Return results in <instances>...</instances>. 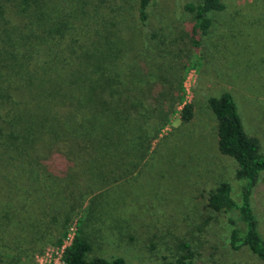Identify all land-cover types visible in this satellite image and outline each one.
Masks as SVG:
<instances>
[{
	"label": "trees",
	"instance_id": "16d2710c",
	"mask_svg": "<svg viewBox=\"0 0 264 264\" xmlns=\"http://www.w3.org/2000/svg\"><path fill=\"white\" fill-rule=\"evenodd\" d=\"M155 2L0 0V264H35L43 245L63 241L71 215L58 211L59 217L51 213L46 220L45 203L58 206V185L73 184L81 162L106 183L110 178L98 169L108 164L117 170L111 182L118 181L141 166L174 115L182 123L193 120L185 76L206 58L224 25L220 16L233 3L186 0L184 27L170 21L156 28ZM228 16L242 31L257 33L258 18L251 13L236 7ZM234 34V43L241 44ZM208 105L219 151L236 160V178L246 180L240 202L231 183L222 181L209 191L208 206L237 211L228 219L231 247L247 246L264 260V237L251 204L264 171L260 138L245 131L233 92L209 96ZM47 221V233L38 235ZM85 225L79 219L65 264H126L122 256L89 257ZM180 249L181 256L163 264H199L187 243Z\"/></svg>",
	"mask_w": 264,
	"mask_h": 264
},
{
	"label": "rangeland",
	"instance_id": "374dc122",
	"mask_svg": "<svg viewBox=\"0 0 264 264\" xmlns=\"http://www.w3.org/2000/svg\"><path fill=\"white\" fill-rule=\"evenodd\" d=\"M185 1L156 0L152 25L160 28L172 21L176 27H184L186 15L181 12ZM227 1L233 3L228 13L239 7L243 14L249 12L258 18L257 33L251 28L242 31L238 22L228 20V13L220 16L224 25L217 28L216 45L211 44L206 58L185 76L187 100L195 106L193 120L182 123L180 114L174 115L154 139L145 161L125 178L111 182L117 170L107 164L98 169L110 178L106 183L97 177V171L88 172L80 161L73 171V184L61 182L57 187L58 206L51 209V200L46 199V220L51 213L59 217L57 212L61 211L70 213L77 226L79 219L86 221L92 244L89 257L122 256L126 264H163L184 253L180 249L184 242L199 264H264L249 247H231L232 226L228 219L238 216V212L215 211L208 206L209 191L220 182L231 183L238 202L246 183L236 178V160L218 149L209 96L233 92L245 131L260 138L264 152V21L260 17H264V2ZM238 14L236 18L240 19ZM233 33L235 37L240 35L241 44L234 43ZM251 204L264 237V171L253 188ZM33 217L38 219L35 214ZM45 223L38 232L40 236L47 233L49 221ZM49 245H43V251L35 254L34 262Z\"/></svg>",
	"mask_w": 264,
	"mask_h": 264
},
{
	"label": "built area",
	"instance_id": "2783aa9c",
	"mask_svg": "<svg viewBox=\"0 0 264 264\" xmlns=\"http://www.w3.org/2000/svg\"><path fill=\"white\" fill-rule=\"evenodd\" d=\"M77 227V222L72 221L63 241L60 244L58 243L47 246L43 253L37 255L35 264H65L63 254L65 248L71 244Z\"/></svg>",
	"mask_w": 264,
	"mask_h": 264
}]
</instances>
